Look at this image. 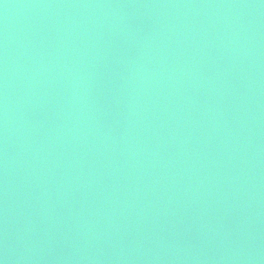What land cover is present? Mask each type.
Returning a JSON list of instances; mask_svg holds the SVG:
<instances>
[{
  "label": "water",
  "instance_id": "obj_1",
  "mask_svg": "<svg viewBox=\"0 0 264 264\" xmlns=\"http://www.w3.org/2000/svg\"><path fill=\"white\" fill-rule=\"evenodd\" d=\"M0 264H264V0H0Z\"/></svg>",
  "mask_w": 264,
  "mask_h": 264
}]
</instances>
